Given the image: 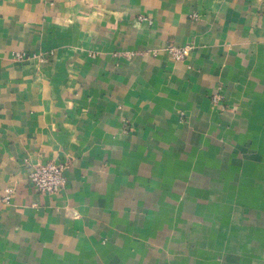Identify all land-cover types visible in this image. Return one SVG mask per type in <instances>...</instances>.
<instances>
[{"label":"crops","instance_id":"0c3cea01","mask_svg":"<svg viewBox=\"0 0 264 264\" xmlns=\"http://www.w3.org/2000/svg\"><path fill=\"white\" fill-rule=\"evenodd\" d=\"M0 264H264V0H0Z\"/></svg>","mask_w":264,"mask_h":264},{"label":"built area","instance_id":"2783aa9c","mask_svg":"<svg viewBox=\"0 0 264 264\" xmlns=\"http://www.w3.org/2000/svg\"><path fill=\"white\" fill-rule=\"evenodd\" d=\"M192 17L196 18L195 14ZM166 51L176 60H181L185 58L188 49L171 46L166 48ZM18 57L21 58L22 55H19ZM213 100L217 102L218 97L214 96ZM66 169V162H58L54 160L47 163L35 164L29 169V182L36 191L42 194H58L66 184Z\"/></svg>","mask_w":264,"mask_h":264},{"label":"rangeland","instance_id":"374dc122","mask_svg":"<svg viewBox=\"0 0 264 264\" xmlns=\"http://www.w3.org/2000/svg\"><path fill=\"white\" fill-rule=\"evenodd\" d=\"M217 97H218L217 102H218L219 105H221L223 100H222V98L220 96L217 95Z\"/></svg>","mask_w":264,"mask_h":264}]
</instances>
